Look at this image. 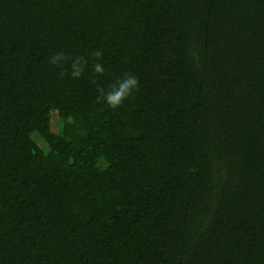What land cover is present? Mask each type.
<instances>
[{
    "label": "trees",
    "instance_id": "trees-1",
    "mask_svg": "<svg viewBox=\"0 0 264 264\" xmlns=\"http://www.w3.org/2000/svg\"><path fill=\"white\" fill-rule=\"evenodd\" d=\"M0 264H264V0H0Z\"/></svg>",
    "mask_w": 264,
    "mask_h": 264
},
{
    "label": "clouds",
    "instance_id": "clouds-1",
    "mask_svg": "<svg viewBox=\"0 0 264 264\" xmlns=\"http://www.w3.org/2000/svg\"><path fill=\"white\" fill-rule=\"evenodd\" d=\"M136 83L137 82L135 78L129 79L125 84L121 86V90L119 92L115 93V95H111L108 97L109 103L112 106H116L122 99L124 92L135 87Z\"/></svg>",
    "mask_w": 264,
    "mask_h": 264
},
{
    "label": "rangeland",
    "instance_id": "rangeland-1",
    "mask_svg": "<svg viewBox=\"0 0 264 264\" xmlns=\"http://www.w3.org/2000/svg\"><path fill=\"white\" fill-rule=\"evenodd\" d=\"M62 127H63V122L60 119V117L58 116L57 112L53 113V118H52V129L55 132H62Z\"/></svg>",
    "mask_w": 264,
    "mask_h": 264
}]
</instances>
